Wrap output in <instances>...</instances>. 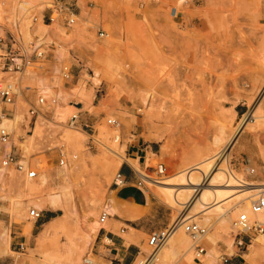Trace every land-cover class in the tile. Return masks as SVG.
Segmentation results:
<instances>
[{"label":"rangeland","instance_id":"1","mask_svg":"<svg viewBox=\"0 0 264 264\" xmlns=\"http://www.w3.org/2000/svg\"><path fill=\"white\" fill-rule=\"evenodd\" d=\"M59 1L73 5L77 14L73 26L61 18L52 24L48 19ZM0 9L1 35L12 33L26 48L31 43L43 44L48 54L45 65L50 69L13 73L0 68V81L13 80L18 87L15 102L6 105L11 111L5 117H19L9 146L19 160L37 167L39 176L48 175L43 186L40 177L28 181L14 169L2 170L0 241L6 233L11 236V250L3 257L11 256L14 264H81L89 255L98 264L96 239L104 229H113L109 219L114 231L124 237L127 232L122 230H130L131 223L149 228L134 231L140 249L134 264L148 257L153 252L150 234L178 224L192 207L191 203L186 208L185 204L171 207L162 190L148 181L149 205L136 206L141 210L137 217L143 216L139 223L127 219L131 216L113 215L114 204L128 205L117 198L113 179L126 161L130 144L138 140L154 148L139 164L143 171L130 162L142 174L163 162L167 174L162 180L175 181L184 170L203 165L213 156L219 157L220 165L229 148L228 164L240 181L264 180V129L256 127L258 121L250 115L254 111L264 115V0H0ZM63 65L71 68L72 78L61 76ZM42 93L47 103L34 115L31 109ZM82 105L84 109H79ZM75 113L95 119L86 122L80 117L73 127L70 117ZM246 114L251 123L245 130L241 123ZM109 119L117 123L108 124ZM83 123L89 127L82 128ZM34 132L38 135L32 140ZM218 137L221 142L216 145ZM20 143L29 145L30 153ZM61 150L68 159L66 167L59 165ZM112 159L121 163L107 169ZM250 166L256 167V175L249 174ZM211 178L205 179L204 188H232L210 186ZM28 183L42 186L41 190L21 194ZM237 195L221 203L225 202V212L238 210ZM32 207L43 213L56 209V217H61L62 226L47 245L41 239L42 218L30 217ZM103 212L108 213L105 228L91 237ZM236 215L226 233L220 231L218 219L224 214H212L207 222L190 219L187 222L207 226V234L219 236L217 246L209 245L206 235L197 242L205 248L203 256L196 258L194 245L190 254L195 262H190V255L177 247L165 255L168 240L154 264H206L204 254L209 249L219 256L210 264H231L236 257L242 259L241 264H264V243L255 241L264 240V234H250L249 241L238 246L232 227ZM203 216L200 213L199 220L204 221ZM29 222L33 223L30 231ZM228 241L233 242L234 253ZM251 245L257 248L250 259L245 255Z\"/></svg>","mask_w":264,"mask_h":264},{"label":"built area","instance_id":"2","mask_svg":"<svg viewBox=\"0 0 264 264\" xmlns=\"http://www.w3.org/2000/svg\"><path fill=\"white\" fill-rule=\"evenodd\" d=\"M77 14L74 11L73 5L69 1H59L54 3V8L51 9V13L48 16L51 24L61 18L63 23L68 27H71L76 22ZM104 32L101 33V36ZM4 46V54L0 59V68L4 72L22 73L28 68H37L40 70H50L46 67L48 54L43 44L31 43L29 48H26L20 40L12 33L1 35L0 33V47ZM60 74L65 79L73 77L71 68L63 65L60 68ZM17 83L13 80L0 81V169L3 171L14 169L16 173L25 180H33L39 177L37 167H31V165L25 161L19 160L18 157L13 153L11 146L12 131L8 126L1 125L4 116H10V109L7 108V104H13L17 96ZM48 98L43 93L38 96L35 107L31 109L32 114L36 115L41 108L46 105ZM52 102H56L53 99ZM80 115L75 113L70 117V125L76 127L79 124ZM115 119H109L108 124H116ZM82 128H88V124H81ZM9 148V149H8ZM76 158V156H74ZM59 165H68V159L65 156V152L60 151ZM131 171L137 177L135 184L138 187L147 189L146 182L158 183L163 181L167 174V166L160 162L153 167L152 172L146 173L142 176L132 165H130ZM249 174H257L256 167H248ZM5 174H9L6 173ZM154 174V175H152ZM242 183L246 181L241 180ZM130 184V180L125 177L119 170L113 179L112 185L114 187H123ZM262 185L256 188L255 193L250 197V212L241 211L237 214L233 220V227L236 230L235 241L238 238L236 244L238 246H244L249 241L250 234H264V180L261 181ZM0 202H2V196L0 195ZM30 217L35 221L43 218V210L38 207H32L30 209ZM108 213L103 212L100 217V222L104 223ZM174 229L173 226H169L159 231H154L150 234L148 244L153 248V253L157 255L158 251L165 245L167 239ZM185 232L190 235L195 243L196 258H200L205 252V248L202 247L199 242L207 233L208 227L202 226L196 222H185ZM249 237V238H248ZM151 257L146 258L143 264H150ZM157 260L154 259L153 262ZM228 259H225L227 261ZM81 264H93V260L89 255H85L82 259Z\"/></svg>","mask_w":264,"mask_h":264},{"label":"bare ground","instance_id":"3","mask_svg":"<svg viewBox=\"0 0 264 264\" xmlns=\"http://www.w3.org/2000/svg\"><path fill=\"white\" fill-rule=\"evenodd\" d=\"M1 21H2V12L0 9V22ZM262 114L261 113L256 114V111H254L250 115L252 117H255L256 118L255 120L258 121V124L256 127L264 129V115H262ZM247 115L248 114L245 115V117L241 123V126H242L241 129L246 130L249 123H251V120L248 121L249 115L248 116ZM18 121H19L18 116H16L14 119H10V118H7L4 116L3 121L1 122V125L8 126V127L10 126L9 129L11 131H13V129L16 127ZM38 129L39 128H37V130ZM39 130L41 132V129H39ZM38 132H34V134H32L30 136L32 140L35 138V135H38ZM118 139L119 138H117V140ZM233 140H235V139H233ZM214 142L216 145H218L221 142V138L220 137L216 138ZM20 145H21V149L23 151H25L26 153H28V152L30 153L29 145L24 144V143H20ZM214 148L216 149V147H214ZM111 150H112V152H114L115 155L120 156L119 152H117L113 149H111ZM215 151H217V150H215ZM223 156H221L223 158V160L221 159L220 165H219L220 162H218L219 157L213 156L212 159H210L209 161H207V162L205 161L206 162L205 164L202 163L203 165H201V164L194 165V166L184 170L183 172L178 174L177 179L175 181H172L173 179L168 178L167 180H163V181H160L158 183H155V185L162 190V194H163V198H164L165 202L167 204H169L171 207L183 206L184 204L186 205L189 203H191V207H192L190 209V211L187 213V215L182 216L184 218L181 217L182 219L180 218L179 221L176 220V221H178V224L175 223L176 227L174 224V228H175V229H173L174 233L172 231V233L169 236L170 239L169 238L167 239L165 245L158 251V253H161L162 249L164 247H166L168 240H170L169 245L164 250L165 255L174 251V249L177 247L178 249L184 250L185 252L188 253V255H190L189 256L190 262H195L194 261L195 258L190 254V251L192 250V248H194L195 244L193 242V244L190 245L188 237H187L188 233L184 232L182 229V224L184 222H187L190 219L193 221L196 220L198 222H207V221L212 219L211 218L212 214H215L216 216H218L220 214H224L225 216L218 217V219H220V224L222 225V229L220 231L223 232L222 230H224V232L225 231L228 232V230H230L228 223L229 222L231 223V220L237 214L236 213L237 211L242 210V211L250 212V207H249L250 206V197L255 193L256 188L262 184H261V182H258V181L257 182L256 181H250V182L246 181L245 183H242L240 181L238 175L235 174V172H233L231 170V168L229 167V164H230V163L228 164V162L230 160L229 159V148H227L225 150V153ZM130 162H132L136 166L137 170L143 171L140 168V165H139L140 163H138V160L130 161ZM120 163L121 162L118 159L109 160L107 169L116 168ZM64 167H66V166H64ZM0 175H2L1 169H0ZM40 175L41 176H39L40 177L39 179L43 183V186L44 185L46 186L47 181H48L47 180L48 175L45 173L44 174L42 173ZM143 175H145V174H142V176ZM204 175H205V177L203 178L202 176H204ZM208 176H212V178L210 180L211 183L209 184L210 186H214L215 184H220V185H226V187H232V188H212V189L211 188H204L203 187L204 181L206 178L208 180ZM28 181H33V180H28ZM176 186H179V187L176 188ZM41 187L42 186H38L36 184H29L28 183L27 185L22 186L20 193L21 194H24V193L27 194L29 191V193L31 195H34L35 193H37L38 191L41 190ZM236 187H244V188L243 189H237ZM192 192H194V193L192 194ZM233 194H239L235 197V200H234V201H236V203L239 204V208L236 211L225 212L224 207H223V204H225V202L223 204H221V203L223 201H226V199L231 197V195H233ZM55 195L58 196L57 194H55ZM51 201H52V204H55V202H54L55 197H53L51 199ZM15 206L17 208L16 209L17 212H20V209L16 205V203H15ZM186 207H188V205H186L185 208ZM111 211L114 214L116 212H118L116 204H114V206L111 207ZM200 213H203L204 221L199 220L198 215ZM32 226H33V223L29 222V224L27 226V230L30 231L32 229ZM61 226H62L61 217H57L53 221H51L46 226L45 229L43 228L44 231L42 232V236H41L42 243L47 245L51 241V239L53 238V236L56 234L57 230ZM103 227L105 228V223H102L100 221L95 223L94 226L92 227V230H91L92 231L91 237H94V235H96L98 233L99 229L103 228ZM130 231L134 233V231H136V230L131 229ZM206 235H205L206 237L204 236L205 237L204 240L208 241L209 245L217 246V244L220 240V237L219 236L217 237L214 234H206ZM10 237L11 236L9 235V233H6L3 236L2 240L0 241V255H5V254H8L10 252V250H11V249L9 250V243H10L9 239H10ZM127 238L131 239L132 241H137V238H135L134 236H132L130 238L129 234L127 235ZM231 238L233 239V236H231ZM262 238H258L255 241L260 243V244L264 243V240ZM234 241H235V239H234ZM260 244L258 246H261ZM233 247H234L233 242L230 241L229 242L230 253L233 252ZM250 247H251V251L248 254H246L245 257L251 259L252 254L256 252L257 245H251ZM158 253H157V255H155L153 252H151L148 255V257H146V258H149V257L152 258V260L150 261V264H154L153 260L156 258L158 259V257H159ZM202 256L203 255H201V257ZM218 257L219 256L214 251V249H209L207 251V253L204 254V260H205L206 264H210L212 262V260H216V259L218 260ZM146 258H144V260L143 259L140 260V263H138V264H143ZM196 263H198V262H196Z\"/></svg>","mask_w":264,"mask_h":264},{"label":"crops","instance_id":"4","mask_svg":"<svg viewBox=\"0 0 264 264\" xmlns=\"http://www.w3.org/2000/svg\"><path fill=\"white\" fill-rule=\"evenodd\" d=\"M5 51L4 46L0 47V59L3 57L1 54ZM244 106V105H242ZM79 109H84V105L78 107ZM244 107L240 109L243 110ZM236 113L239 115L238 109L235 108ZM81 117V116H80ZM82 118V117H81ZM95 119L94 115H89L88 117L85 116L82 120L93 121ZM86 124V123H85ZM149 148L154 151L152 144L147 143L146 141H139L137 144H130L127 155L126 161H124L123 165L120 168L122 174L130 180V184L123 186V187H114V190L117 191V198L128 205H117L118 212L115 214L123 217V216H131L132 218H127L128 220H132L131 222L139 223L140 220L143 219V216L137 217L140 215L141 209L147 207L149 205L150 197L147 195V190L138 187L135 184L137 181V177L131 171L130 161L138 160L139 163H142V160L146 157L147 153L149 152ZM130 158V159H128ZM128 160V161H127ZM136 179V180H134ZM146 190V191H145ZM136 206H138L136 208ZM152 207V206H151ZM56 209H49L47 210L43 218L41 219V226H46L55 219L56 217ZM113 214V215H115ZM135 217V218H133ZM57 218V217H56ZM111 220V221H110ZM136 220V221H135ZM112 219H109V226L111 225L113 229L106 230L104 229L103 232H100L95 244V256L98 260V264H134L138 256L140 254V249L137 244L139 239L138 234L131 232V229H134L138 232L146 230H150L149 228H145L144 226L134 225L131 223L130 230L123 229V232H127L130 238L134 236L137 238V241H132L131 239L124 237L123 235L114 231L115 224L112 223ZM118 221V220H115ZM121 222V221H120ZM112 223V224H111ZM102 248L107 249V252H102ZM7 255V254H5ZM0 255V263L1 264H14L12 257ZM242 259L236 257L233 259L231 264H241Z\"/></svg>","mask_w":264,"mask_h":264}]
</instances>
